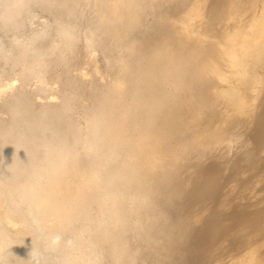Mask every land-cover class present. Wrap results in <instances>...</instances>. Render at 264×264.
<instances>
[{"label":"bare ground","instance_id":"obj_1","mask_svg":"<svg viewBox=\"0 0 264 264\" xmlns=\"http://www.w3.org/2000/svg\"><path fill=\"white\" fill-rule=\"evenodd\" d=\"M0 264H264V0H0Z\"/></svg>","mask_w":264,"mask_h":264}]
</instances>
